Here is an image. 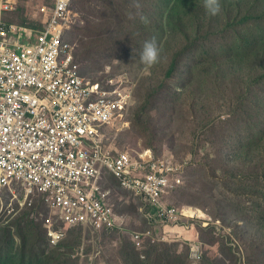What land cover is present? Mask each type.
Returning <instances> with one entry per match:
<instances>
[{
  "label": "rangeland",
  "instance_id": "obj_1",
  "mask_svg": "<svg viewBox=\"0 0 264 264\" xmlns=\"http://www.w3.org/2000/svg\"><path fill=\"white\" fill-rule=\"evenodd\" d=\"M254 1L242 0L241 6L252 5ZM52 2L53 0L49 3ZM11 6L9 11L14 9V3ZM49 11L40 12L42 30L46 29V17L48 23L52 16V8ZM251 11L253 14L257 13L255 9ZM71 12L76 13L71 14V23H74L65 39L76 45L77 52L78 43L74 40L76 32L72 28L81 23V15L73 10ZM244 12L245 10L242 9L237 17L240 18ZM247 29H251V33L240 52L242 58L237 66L238 71L235 72L234 80H225L226 78L221 76L215 80L204 81L201 76H191L183 70L178 71L173 82L181 86L177 88L178 93L171 94L168 100L171 103L172 99L176 98L179 111L172 118L168 134L175 130L176 134L183 132L186 135L181 138L176 135L177 144L169 143L168 135L162 132L152 136L149 130L133 126L132 119L135 112L130 109L127 114L129 125L123 126L121 122L116 127L107 128V135H104L107 146L114 154L129 152L133 157H137L138 154L150 150L157 158L171 155L179 162L189 161L182 175L184 184L171 190L166 197L174 207L180 210L184 208L199 210L203 217L196 219L199 222H189L188 219L182 218L175 225L158 226L163 229V233L156 236L158 238L156 243L160 246L149 244L147 241L148 245L144 243L143 252L133 248L124 239L122 242L120 238L123 236L118 233L107 236L98 234L90 228L63 227L66 234L59 242L62 243V247L55 252L61 256L63 262L66 264H264V201L244 193L245 189L264 187V179L241 183L235 180L244 175L245 168H250L251 172L259 174L264 171V168H261L264 162V106L261 108L257 106L259 100L264 103V82L253 84L255 78L263 72L259 62L264 59V19L248 22L242 27L244 31ZM233 31L232 36L227 37V41L233 44L234 54L233 50L241 33L238 28ZM35 33L36 31H33L32 35L34 36ZM71 34H74V38ZM20 42L30 44L26 36H23ZM212 46L219 50L221 42L215 39ZM80 67L82 70L83 65ZM108 71L112 69L109 68L106 72L91 70L88 76L98 80ZM158 74L159 78H162L163 70L159 68ZM88 80L91 81L89 78ZM163 95L165 96V91L161 96ZM185 112L193 120H198L197 127L191 128V125L185 121ZM174 119H176L175 123H173ZM150 140H155V143L149 145ZM185 141L187 144L184 143ZM241 147H243L239 151L241 159L235 161L233 157ZM251 152L252 157L258 156L252 162L249 161ZM231 164L232 167L228 168ZM223 179L233 188L234 193L223 186L225 184ZM101 185L103 191H110L109 203L114 206L122 222L121 233L129 238L136 231L154 230V224L146 218L148 206L140 196L123 189L109 173L104 174ZM2 189L5 188H0V198L5 207L0 211V226H6L0 228V246L2 241L6 243L9 237L18 243L20 237L17 232L21 231L27 236L30 230V237L27 238L29 241L40 240L46 252L54 253V246L47 243L45 229L43 230L41 224L48 216H50L49 220L51 217L56 220V215L49 212L44 204L37 207L34 212L29 211L38 202L39 196L26 198L21 188L10 190L8 188L10 192ZM12 193H15V197H12ZM7 200L11 207L6 205ZM38 212L41 213L37 214ZM5 228L7 230L3 232ZM159 232L160 230L157 229V233ZM192 243L199 246L202 252L200 259H197L193 253L192 247L197 246H191ZM142 253L145 254V258L141 257Z\"/></svg>",
  "mask_w": 264,
  "mask_h": 264
},
{
  "label": "built area",
  "instance_id": "obj_2",
  "mask_svg": "<svg viewBox=\"0 0 264 264\" xmlns=\"http://www.w3.org/2000/svg\"><path fill=\"white\" fill-rule=\"evenodd\" d=\"M53 1L46 29L34 43L22 44L1 20L12 3L0 0V188L19 185L26 198L41 196L57 221L69 228L122 230L109 203L110 191L100 184L108 170L125 189L152 205L149 219L156 224L202 218L199 210H180L166 197L184 183L189 161L171 155L157 158L150 150L137 159L128 152L115 156L107 146V128L129 125L134 95L126 85L112 91L91 88L74 60L76 45L64 38L76 13L70 0ZM10 29L28 31L15 25ZM53 221L47 237L57 245L65 231L53 228ZM132 237L142 247L143 234ZM193 246L200 259L199 246Z\"/></svg>",
  "mask_w": 264,
  "mask_h": 264
},
{
  "label": "trees",
  "instance_id": "obj_3",
  "mask_svg": "<svg viewBox=\"0 0 264 264\" xmlns=\"http://www.w3.org/2000/svg\"><path fill=\"white\" fill-rule=\"evenodd\" d=\"M17 1L12 11H3L2 22L6 29L12 25L29 29L26 34H21L18 30H15L14 34L17 35L15 37H18L19 41L22 40L23 36H26L29 39V43H32L42 30L39 19L40 12H42L41 7L49 5L47 7L49 11L53 7L54 1L52 4L49 3L51 0ZM131 3L132 0H70V10L81 15V17L79 15L81 23L74 25L72 28L76 32V38H74V34H71L78 43L74 60L79 66L80 75L90 83L91 88L94 90L112 91L123 85L131 88L134 95V104L129 108L135 112L132 119L133 126L142 130H149L152 136L162 132L168 135L167 141L175 145L178 142L177 136L180 138L186 136L183 132L176 134L175 130L168 134L169 127L172 125V118L176 112H179L177 110V99L173 98L171 103L168 101L171 98V94L178 93L177 88L181 86L179 83L173 82L178 71L183 70L184 73L187 72L191 76H201L204 81L215 80L221 76H224L225 80H234L235 72L238 71L237 66L242 58L240 52L248 35H250L249 33H251V29L244 31L242 27L253 20L260 21L264 19V0H255L252 5L245 6H241L242 0H220L221 10L215 16L207 14L203 7V0H138L139 9L131 7ZM242 9L245 12L238 18L237 16ZM251 9H255L257 13L253 14ZM130 13L134 16V19H129ZM141 15L146 17L147 22L141 21ZM47 19L48 17L45 19L46 24ZM73 23H71V26ZM236 28L239 29L241 35L237 38L233 54V44L227 41V37L229 35L232 36L231 33ZM69 30H67L65 36L69 33ZM33 31H36L34 36L32 35ZM153 37H155L161 49V58L158 63L149 67L140 62L139 53L144 42L151 40ZM215 39L221 42L219 50L212 46ZM80 65H83L82 70ZM259 67L263 72L255 78L253 84L264 82V59L260 60ZM109 68L112 71H108L106 75L101 76L98 80L88 76L91 70L94 72H106ZM159 68L164 72L162 78H159ZM164 91L165 96H161ZM257 106L258 108L264 106L262 100L258 101ZM185 121L191 125V128L192 126H198V120H193L186 112ZM259 121L258 119V123ZM175 122L176 119L173 120V123ZM154 143L155 140L148 141L149 145ZM184 143L187 144L186 141ZM242 149L243 147L235 153L233 157L235 161L241 159L239 151ZM155 152L160 154L157 150ZM119 154L115 152L114 155L118 156ZM252 156L253 153L251 152L249 157L251 162L258 157ZM231 167L232 164L228 166V168ZM261 168H264V162ZM245 169L244 175L235 178V180L241 183L248 180L258 181L259 178L264 179V171L259 174L251 172L250 168ZM109 174L112 176L111 173ZM114 179L117 180L116 178ZM117 181L125 189L120 181ZM223 182L225 183L226 180L223 179ZM223 186L231 193H234L233 188L229 187L227 183ZM15 188H21L23 192L22 187L15 186ZM254 189L255 192H253ZM2 190L9 191L10 189L5 188ZM244 193L264 201V187L245 189ZM12 194V197H15V193ZM144 202L148 206L146 218L154 224V230L140 232L143 234L142 247H138L133 237L128 238L126 234L120 232V229L103 230L96 233L107 236L116 233L121 234L123 236V238H120L122 242L124 239L133 248L141 252H143L142 249L145 242L146 245L148 243L157 245L156 239L158 238L156 236L161 232L163 233L162 227L158 226L173 224L160 225L152 222L149 219V214L152 212L153 207L146 201ZM42 204L49 210L42 197L39 196L38 202L29 211H36V208L42 206ZM6 205L11 207L8 200ZM4 207L5 204L0 198V211ZM49 212L51 211L49 210ZM25 213L28 215L27 212ZM40 213L38 212L37 214ZM49 218L50 216L46 217L41 225L43 230L45 229L44 234L47 243L49 242L50 246H54V253L52 251L46 252L45 247L40 244V240L29 241L27 238L30 237V230L27 236L18 231L17 233L20 237L18 243L12 237H9L6 243L2 241L0 246V264H66V262L62 261L60 255L55 254L56 250L62 247V243L52 245L47 237L51 220L54 219L51 217L49 220ZM191 221L199 222L189 220V222ZM5 226H0V228ZM52 227H61L63 229V227L67 226L56 219ZM157 229L160 230L159 233H157ZM6 230L5 228L2 231L5 232ZM141 257L145 258V254L142 253Z\"/></svg>",
  "mask_w": 264,
  "mask_h": 264
},
{
  "label": "clouds",
  "instance_id": "obj_4",
  "mask_svg": "<svg viewBox=\"0 0 264 264\" xmlns=\"http://www.w3.org/2000/svg\"><path fill=\"white\" fill-rule=\"evenodd\" d=\"M130 6L133 7V8H136V9H139L140 8V4L138 3V0H132V3H131ZM203 7L206 10V12H207L208 15L215 16L221 10L220 0H203ZM137 14H139V13H137ZM129 19H134V16L131 13L129 14ZM140 19H141L142 22H147L146 17H144L142 15L140 16ZM160 52H161V49L159 48L155 37H153L151 40H147V41L144 42V44L142 46V49H141V51L139 53V60L144 65L150 67V66H152V65H154V64H156V63H158L160 61V58H161L160 57ZM138 157H136V158L133 157V158L134 159H137ZM108 172H109L108 170H105L104 174L105 173H108ZM100 184H101V180H100ZM13 188H15V187H13ZM141 198H143V197H141ZM193 245H195V244H192L191 246H193Z\"/></svg>",
  "mask_w": 264,
  "mask_h": 264
},
{
  "label": "crops",
  "instance_id": "obj_5",
  "mask_svg": "<svg viewBox=\"0 0 264 264\" xmlns=\"http://www.w3.org/2000/svg\"><path fill=\"white\" fill-rule=\"evenodd\" d=\"M9 2H11V3H14V7H15V5H16V3H17V0H8ZM8 30V33L9 34H12V37H15V36H17V35H15L14 34V30H11L10 29V27L7 29ZM29 30V29H28ZM21 34L23 33V34H26L27 32H24V31H19ZM18 38V37H17Z\"/></svg>",
  "mask_w": 264,
  "mask_h": 264
}]
</instances>
